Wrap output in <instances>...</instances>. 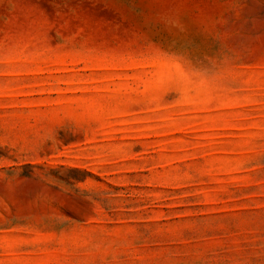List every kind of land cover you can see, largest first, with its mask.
<instances>
[{"label": "rangeland", "instance_id": "1", "mask_svg": "<svg viewBox=\"0 0 264 264\" xmlns=\"http://www.w3.org/2000/svg\"><path fill=\"white\" fill-rule=\"evenodd\" d=\"M0 264H264V0H0Z\"/></svg>", "mask_w": 264, "mask_h": 264}]
</instances>
